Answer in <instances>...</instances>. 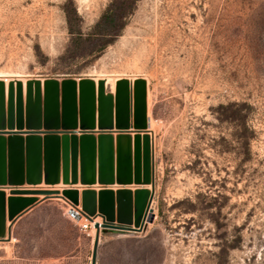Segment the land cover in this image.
<instances>
[{
  "label": "rangeland",
  "instance_id": "1",
  "mask_svg": "<svg viewBox=\"0 0 264 264\" xmlns=\"http://www.w3.org/2000/svg\"><path fill=\"white\" fill-rule=\"evenodd\" d=\"M113 4L123 19L104 32ZM0 73L57 80L61 120L66 79L146 83L153 129L141 126L132 92L122 121L124 107L105 85L111 129L53 131L110 136L115 168L113 185L61 181L55 190L151 194L145 215L152 209L153 221L137 233L103 232L98 264H264V0H0ZM9 104L0 96V117ZM122 162L132 184L119 183ZM54 197H35L39 209L9 223L0 264H91L96 229L77 243L66 201Z\"/></svg>",
  "mask_w": 264,
  "mask_h": 264
},
{
  "label": "water",
  "instance_id": "2",
  "mask_svg": "<svg viewBox=\"0 0 264 264\" xmlns=\"http://www.w3.org/2000/svg\"><path fill=\"white\" fill-rule=\"evenodd\" d=\"M63 82L62 120L59 107V84L57 80H48L45 91V111L42 109L41 84H29L27 100L23 103V87L18 84L17 91L10 89V104L7 115L0 117V242L6 241L7 221L11 224L17 221L25 212L38 204V198H23L26 196H45L48 199L58 198L82 206L86 218L94 223L98 217L102 223L95 224L97 231L91 264H98L101 233L106 231H120L137 233L148 221L154 219V211L149 209L152 198L148 190L123 189L115 193L112 189H86L82 198L78 192L68 194L53 190H36L43 183L53 188L62 181L64 186L91 187L97 183L110 186L115 183L114 145L113 138L101 135L96 138L93 134H83L78 137L57 132L60 129L74 131L78 127L82 131L94 130L97 126L101 130L111 129L113 96L106 95L105 82H100L99 105L96 107V96L93 82L83 80L78 84L74 79ZM13 87V86H12ZM0 96H5V87L0 83ZM136 113L141 126L146 127V83L136 82ZM117 97L121 108L124 107L122 121L129 119V83L123 81L118 85ZM79 100V105H78ZM98 109V125L96 112ZM47 132H41L42 129ZM123 145V143H122ZM149 152V148H148ZM80 162V163H79ZM149 164V160H147ZM80 164V176H79ZM125 163L118 168L119 183L132 184L133 177ZM126 171V174H125ZM149 167L145 175V183H149ZM141 181L138 176L135 180ZM28 185L32 188L24 189ZM8 187L11 198L6 200L4 189ZM68 189V188H66ZM77 189V188H76ZM79 190V189H78ZM82 203V204H81Z\"/></svg>",
  "mask_w": 264,
  "mask_h": 264
},
{
  "label": "bare ground",
  "instance_id": "3",
  "mask_svg": "<svg viewBox=\"0 0 264 264\" xmlns=\"http://www.w3.org/2000/svg\"><path fill=\"white\" fill-rule=\"evenodd\" d=\"M108 76V75H107ZM141 76V75H140ZM27 78V77H26ZM30 79V78H29ZM126 79V80H125ZM141 79V78H140ZM83 80H90L91 82H93L94 84V88H95V96H96V107L98 108V105H99V95H100V82L104 81L105 82V85H108V87H110L112 93H114L113 95L116 96L117 95V88H118V85L123 82L124 80L127 81L129 83V93L131 95V92L132 94L134 95L133 99H135V95H136V78H129L128 76L125 78V77H116V78H110L109 77H92V78H87V79H78V80H75L78 84V96L80 94V84ZM40 83L41 84V92H42V95H43V91H42V87L45 88V91H46V84L45 82H48L46 80H38V79H34V80H28V79H25V77L23 76H20V75H14L12 73H9V74H5V73H0V83H4V87H5V93L6 95H10V89L11 88H14L15 91H17L18 89V85L17 84H21L22 87H23V91H27V94L28 95V88H29V84L30 83H33V88H34V91L36 90V86L35 84L36 83ZM65 82V81H63ZM14 84V85H13ZM43 85V86H42ZM13 86V87H12ZM45 91H44V95L43 97L45 96ZM131 97V105H132V95L130 96ZM149 102V100H148ZM135 104V103H134ZM130 105V106H131ZM132 109V107H131ZM134 109V108H133ZM96 116H98V109H97V112H96ZM149 116H150V110H149ZM148 116V117H149ZM97 119V123H98V117H96ZM149 122V126L150 128L152 127V122H151V119L148 120ZM132 124V123H131ZM155 127V126H153ZM153 127L151 129H153ZM150 187V186H149ZM63 186H59L57 187L58 190H53L54 192L55 191H59L60 189L62 190ZM102 191V189H100ZM120 190H123V189H120ZM33 191H39V189H36V190H33ZM64 192L68 193V194H71L73 192H78L79 193V196H80V200H81V194H80V191L78 189H75V188H68V189H65L63 190ZM119 191V190H118ZM117 191V192H118ZM29 197V196H28ZM43 197V196H42ZM32 198H35L32 196ZM10 223V222H9Z\"/></svg>",
  "mask_w": 264,
  "mask_h": 264
},
{
  "label": "crops",
  "instance_id": "4",
  "mask_svg": "<svg viewBox=\"0 0 264 264\" xmlns=\"http://www.w3.org/2000/svg\"><path fill=\"white\" fill-rule=\"evenodd\" d=\"M8 187H6L5 188V193H6V200H7V204H8V200H9V198H11V196H10V190L9 189H7ZM23 188H25V189H27V188H29V187H23ZM39 188H42V187H39ZM73 188H79V191H80V193H82L83 192V187H73ZM113 191H118V190H120V189H116V187H115V189H112ZM100 192L101 190H97L96 192ZM23 198H32V196H26V197H23ZM39 198H41V197H39ZM41 205V204H40ZM40 205H36V206H34V207H32L30 210H28L27 212H25L22 216H20L18 219H17V221L15 222V225L17 226V225H19V224H22V223H25V221L29 218V217H31L32 215H33V213H35V211H37V209H39V207H40ZM67 219V218H66ZM97 220H99V222L100 223H102V218H98ZM69 221V220H68ZM71 222V221H70ZM96 224L98 223V222H96V221H94ZM72 224H73V228H74V230H75V232H76V234H77V243L79 242V240H80V238L82 237V235H87L88 237H92V232L93 231H91V232H89V231H84L81 227H80V225H77V224H75V223H73L72 222ZM7 226H9V222H8V224H7ZM81 233V234H80ZM102 235H103V232L101 233V237H102ZM96 238V237H95ZM100 241H101V238H100ZM94 243H95V239H94V241H93V248H94ZM78 247H79V245H77ZM77 247V248H78ZM92 253H93V249H92ZM49 259H51V258H48V259H45V261H48ZM62 259H65V258H63V257H57V258H52V260H54V261H62ZM91 262H92V260H91Z\"/></svg>",
  "mask_w": 264,
  "mask_h": 264
},
{
  "label": "built area",
  "instance_id": "5",
  "mask_svg": "<svg viewBox=\"0 0 264 264\" xmlns=\"http://www.w3.org/2000/svg\"><path fill=\"white\" fill-rule=\"evenodd\" d=\"M62 200V199H61ZM63 201V200H62ZM65 216L71 222L80 225L84 231L95 230V222L91 223L85 216L81 206H74L69 202H65Z\"/></svg>",
  "mask_w": 264,
  "mask_h": 264
},
{
  "label": "trees",
  "instance_id": "6",
  "mask_svg": "<svg viewBox=\"0 0 264 264\" xmlns=\"http://www.w3.org/2000/svg\"><path fill=\"white\" fill-rule=\"evenodd\" d=\"M122 11H123V7H119L117 4H113L108 9V11L102 17V20H101V25L103 27L104 32L108 31V30L117 29L119 23L123 19ZM104 32L101 35H105ZM105 37H107V36L105 35ZM93 53H96V52H93ZM97 53H99V52H97Z\"/></svg>",
  "mask_w": 264,
  "mask_h": 264
}]
</instances>
